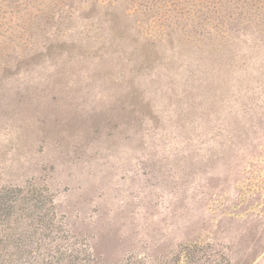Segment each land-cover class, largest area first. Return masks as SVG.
I'll return each mask as SVG.
<instances>
[{
	"label": "rangeland",
	"instance_id": "obj_1",
	"mask_svg": "<svg viewBox=\"0 0 264 264\" xmlns=\"http://www.w3.org/2000/svg\"><path fill=\"white\" fill-rule=\"evenodd\" d=\"M0 264H264V0H0Z\"/></svg>",
	"mask_w": 264,
	"mask_h": 264
}]
</instances>
